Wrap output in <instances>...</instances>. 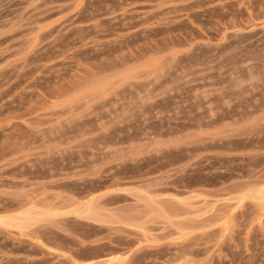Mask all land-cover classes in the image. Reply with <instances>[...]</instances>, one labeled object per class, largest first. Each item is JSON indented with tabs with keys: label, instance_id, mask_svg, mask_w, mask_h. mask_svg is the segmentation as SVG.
I'll list each match as a JSON object with an SVG mask.
<instances>
[{
	"label": "rangeland",
	"instance_id": "rangeland-1",
	"mask_svg": "<svg viewBox=\"0 0 264 264\" xmlns=\"http://www.w3.org/2000/svg\"><path fill=\"white\" fill-rule=\"evenodd\" d=\"M0 264H264V0H0Z\"/></svg>",
	"mask_w": 264,
	"mask_h": 264
}]
</instances>
